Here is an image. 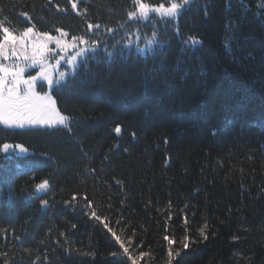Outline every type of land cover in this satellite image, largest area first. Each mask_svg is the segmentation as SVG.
<instances>
[{"label":"trees","instance_id":"1","mask_svg":"<svg viewBox=\"0 0 264 264\" xmlns=\"http://www.w3.org/2000/svg\"><path fill=\"white\" fill-rule=\"evenodd\" d=\"M132 7L0 0L11 32L156 37L54 88L68 127L0 123V145L29 149L0 156V264H169V247L170 264H264V0H192L145 23Z\"/></svg>","mask_w":264,"mask_h":264},{"label":"snow or ice","instance_id":"2","mask_svg":"<svg viewBox=\"0 0 264 264\" xmlns=\"http://www.w3.org/2000/svg\"><path fill=\"white\" fill-rule=\"evenodd\" d=\"M189 0H184V3L187 4ZM73 8H76V3L72 4ZM139 14L140 16L147 17L150 11H156L161 13L164 16L175 18L180 9L178 3H171L169 7H165L164 4L159 5L158 7H152L147 3L138 2ZM27 16V14H24ZM130 16H136L135 12L130 13ZM91 28L92 26L89 25ZM96 27H99L98 25ZM0 123L4 124L9 128H28V127H55L63 126L68 127L67 121L68 117L64 116L56 108L55 100L52 99L48 93L41 95L36 91L38 82H46V85L49 89L53 88V85H60L62 82H66V76L68 73L63 71L58 72V78L53 79V74L56 71V66L59 65L60 61L57 60L56 66H50L47 62V53L54 51L49 49V43L55 42V44L61 48V50H66L69 47H76V44H67L63 43L61 39L53 37L48 33L39 34V43H32V52L27 53L26 42L31 40L33 36V28L28 27L22 33L21 36L14 35L9 31L8 27H0ZM62 35H67L63 33ZM73 41L79 39L82 43L87 44V41L83 37L77 38L73 37ZM152 42L149 41V44ZM193 45L198 44L199 41H192ZM11 49V54H9L8 49ZM97 49L95 47L91 48H81L75 56H72L68 63L71 65V74L75 75L77 67V57H84L87 52L95 53ZM142 51V50H141ZM19 53V55H18ZM109 56L112 53H108ZM60 59H63L61 57ZM38 71L35 75L29 73L25 76V72L28 69L37 68ZM116 133L121 132L120 127L115 128ZM133 135H135L133 133ZM12 145L4 144L3 151L8 152ZM21 152H27V149L22 145L17 146ZM49 186L47 180L42 181L36 185L37 190L43 191L46 190ZM75 199V197L73 198ZM44 206L48 205V201H42ZM93 217L97 220L100 217L96 216L93 212ZM105 228H108V225H104ZM207 224L200 229V236L207 240L208 236L206 233ZM108 231L112 232L109 228ZM112 235L116 238L117 241L120 240V237L116 235L115 232H112ZM165 240L168 241L169 245L175 243L174 240L169 239L165 236ZM123 247V244H121ZM182 247L187 249L189 247V238L185 236L182 241ZM124 253H128V249L124 248ZM179 251L175 255L179 256ZM116 255V253H113ZM147 255V253H141V256ZM169 264L173 257V252L171 247L168 249ZM135 264V261H133Z\"/></svg>","mask_w":264,"mask_h":264},{"label":"rangeland","instance_id":"3","mask_svg":"<svg viewBox=\"0 0 264 264\" xmlns=\"http://www.w3.org/2000/svg\"><path fill=\"white\" fill-rule=\"evenodd\" d=\"M191 1L192 0H189V2L187 4L184 3V0L180 1L178 4L181 7L178 10L177 16L175 18H170V17L164 16L161 13L156 12V11H150L148 13L147 17L140 16L138 2H144V1L143 0H133V7H132L131 11L129 12V14L135 12L137 15L134 17L128 15V19H129V21H132V22H141V23L150 22V21H154V20H162V19L176 20L178 18V16L180 15V13L183 11L184 7L186 5H188ZM149 5L152 7H158L161 4H158V5L149 4ZM170 5L164 4L165 7H169ZM24 31L12 32V33L19 37L22 35V33ZM62 32L67 33V35H62L61 31H59L56 34H51V36L61 39V41L63 43H67V44L75 43L76 47H69L66 50H61V48L58 47L55 44V42L49 43V49H52L54 51H50L49 53L46 54L48 64L50 66H56L57 60L60 61L59 65L56 66V71L53 74L54 80L56 78H58V72H60V71L68 73V75L66 76V81L74 76L71 74V65L68 63V61L71 59L72 56H75L76 53L81 48L87 49V48L95 47L97 49V51L95 53L87 52L83 58L78 56L77 57L76 72L80 69V67L83 64H86L88 59H90V58L95 59V58H99V56H106L107 58H112L115 53H118V52L121 53L123 50H126L127 52L133 51L134 53L145 54L149 49H151L154 46V44L156 42L155 38H144V37H142V35L138 29L133 30L131 33H126V35H124V36H121L120 33L117 35L110 34L109 38L103 37V34L98 33V32H90L89 35L83 37V39L87 41V44L82 43L79 39H77L76 41H73V39H72L73 37L71 35H69L68 32H65V31H62ZM39 34L40 33H38L37 31H35L33 29V36L31 38V40L26 42V49H27L28 54H30L32 52V43L33 42H37V43L40 42L39 41ZM149 41H151L152 43L149 44ZM8 51H9V54H11L10 48L8 49ZM109 52L112 53L111 56L108 55ZM18 55H19V53H18ZM61 57H63V59H60ZM38 70H39L38 67L33 68V69H28L25 72V76L29 75V73L35 75ZM76 72H75V74H76ZM62 83H64V82H62ZM55 86H57V85L54 84L53 88ZM53 88L49 89L46 85V82H38L37 87H36V91L38 93H40L41 95H43L44 93H48V95H50ZM56 108L58 109L57 106H56ZM61 114H63V113H61ZM67 124H68V121H67ZM37 127L56 128V127H63V126H55V127L37 126ZM28 128H32V127H28ZM7 144L12 145L13 147L10 148L8 150V152H4L3 151V145H0V156L2 154H11V153L18 154V155H26L29 153V149L22 144H13V143H7ZM21 145L27 149V152H21L19 150V147H17V146H21Z\"/></svg>","mask_w":264,"mask_h":264}]
</instances>
